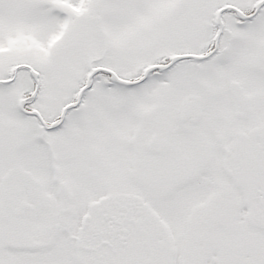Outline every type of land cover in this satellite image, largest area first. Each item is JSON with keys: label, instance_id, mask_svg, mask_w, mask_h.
Masks as SVG:
<instances>
[{"label": "snow or ice", "instance_id": "6c2138e0", "mask_svg": "<svg viewBox=\"0 0 264 264\" xmlns=\"http://www.w3.org/2000/svg\"><path fill=\"white\" fill-rule=\"evenodd\" d=\"M0 264H264V0H0Z\"/></svg>", "mask_w": 264, "mask_h": 264}]
</instances>
